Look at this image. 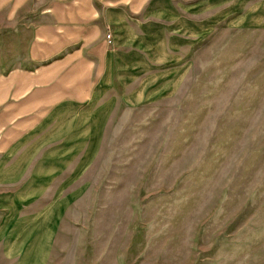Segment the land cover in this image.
I'll list each match as a JSON object with an SVG mask.
<instances>
[{
    "label": "rangeland",
    "instance_id": "obj_1",
    "mask_svg": "<svg viewBox=\"0 0 264 264\" xmlns=\"http://www.w3.org/2000/svg\"><path fill=\"white\" fill-rule=\"evenodd\" d=\"M23 4L0 12V72L25 61L42 2ZM186 63L114 113L48 264H264V27L218 26Z\"/></svg>",
    "mask_w": 264,
    "mask_h": 264
},
{
    "label": "crops",
    "instance_id": "obj_2",
    "mask_svg": "<svg viewBox=\"0 0 264 264\" xmlns=\"http://www.w3.org/2000/svg\"><path fill=\"white\" fill-rule=\"evenodd\" d=\"M26 1L0 0V12L16 21ZM39 1L24 63L0 72V258L10 264H48L119 108L177 91L216 27H264V0Z\"/></svg>",
    "mask_w": 264,
    "mask_h": 264
},
{
    "label": "built area",
    "instance_id": "obj_3",
    "mask_svg": "<svg viewBox=\"0 0 264 264\" xmlns=\"http://www.w3.org/2000/svg\"><path fill=\"white\" fill-rule=\"evenodd\" d=\"M106 40L108 43H112V31L108 30L106 33Z\"/></svg>",
    "mask_w": 264,
    "mask_h": 264
}]
</instances>
